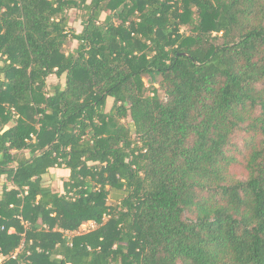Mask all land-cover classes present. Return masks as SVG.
Returning a JSON list of instances; mask_svg holds the SVG:
<instances>
[{
    "label": "trees",
    "instance_id": "16d2710c",
    "mask_svg": "<svg viewBox=\"0 0 264 264\" xmlns=\"http://www.w3.org/2000/svg\"><path fill=\"white\" fill-rule=\"evenodd\" d=\"M0 255L264 264V0H0Z\"/></svg>",
    "mask_w": 264,
    "mask_h": 264
},
{
    "label": "rangeland",
    "instance_id": "374dc122",
    "mask_svg": "<svg viewBox=\"0 0 264 264\" xmlns=\"http://www.w3.org/2000/svg\"><path fill=\"white\" fill-rule=\"evenodd\" d=\"M70 16L72 17V23H73V29H74V31H76V32H81L82 30H83V26L81 25V22L79 21V20H77V17H78V15H80V12H77V11H71L70 13ZM186 30H188L187 28H185V27H181L180 28V32H184V31H186ZM77 47V42H73V41H71L69 44H67L66 46H65V51L66 52H71V51H73L75 48ZM145 83H146V85H147V87H149L150 86V79H149V77L148 76H146L145 77ZM48 86H49V90H50V86H53V85H55V84H57L58 82H59V80L56 78V76H51L49 79H48ZM63 82V81H62ZM108 108H109V106H108ZM125 124H128V123H130V119H127V120H125V121H123ZM24 154H28L27 152L26 153H24ZM233 172H234V174H235V176L237 177V178H244L245 176H246V172H245V170H244V168H243V166L242 165H238V166H236L234 169H233ZM50 176L52 177L51 179V184H52V186H53V188H54V190L55 191H61V192H63L62 194H64V190H63V183L66 181V178L65 177H62V176H64V175H56V174H50ZM109 204H113V201H112V199H110L109 200V202H108ZM89 223H87V224H84L81 228H80V230H79V232L78 233H87V232H89V231H91V230H93V226L91 225V224H89Z\"/></svg>",
    "mask_w": 264,
    "mask_h": 264
},
{
    "label": "crops",
    "instance_id": "0c3cea01",
    "mask_svg": "<svg viewBox=\"0 0 264 264\" xmlns=\"http://www.w3.org/2000/svg\"><path fill=\"white\" fill-rule=\"evenodd\" d=\"M50 174L64 175L62 177H65L66 181L68 180V177H69V172L67 170H63V169H52L50 171Z\"/></svg>",
    "mask_w": 264,
    "mask_h": 264
},
{
    "label": "built area",
    "instance_id": "2783aa9c",
    "mask_svg": "<svg viewBox=\"0 0 264 264\" xmlns=\"http://www.w3.org/2000/svg\"><path fill=\"white\" fill-rule=\"evenodd\" d=\"M89 224H91L92 226H93V229L96 227V225L94 224V223H92V222H90ZM88 224V225H89ZM14 231L13 230H11L10 231V233H13ZM19 251V250H18ZM18 251L15 253V254H13L12 255V258L13 259H15L16 258V256H17V254H18ZM6 257L5 256H3V255H0V264H6Z\"/></svg>",
    "mask_w": 264,
    "mask_h": 264
}]
</instances>
